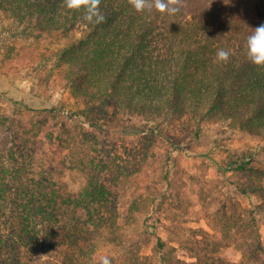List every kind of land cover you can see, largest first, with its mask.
<instances>
[{
	"label": "trees",
	"instance_id": "obj_1",
	"mask_svg": "<svg viewBox=\"0 0 264 264\" xmlns=\"http://www.w3.org/2000/svg\"><path fill=\"white\" fill-rule=\"evenodd\" d=\"M0 10L52 36L84 28L56 61L78 103L70 117L15 100L12 110L0 104V264H81L70 249L81 247L91 227L117 234L119 200L107 185L117 147L110 129L126 128L124 115L143 118L138 131L151 141L166 136L163 115L228 119L264 134V67L252 64L245 48L252 28L264 23V0H185L174 16L101 0L99 25L83 22L63 0H0ZM219 49L233 53L227 62L216 59ZM19 105L25 110L17 113ZM68 157L88 175L79 193L64 182ZM255 210L264 212V199L249 211L253 241L244 250L252 261L262 254L264 263ZM158 247L166 254L164 242ZM55 248L62 260H54ZM160 264L171 262L164 255Z\"/></svg>",
	"mask_w": 264,
	"mask_h": 264
},
{
	"label": "rangeland",
	"instance_id": "obj_2",
	"mask_svg": "<svg viewBox=\"0 0 264 264\" xmlns=\"http://www.w3.org/2000/svg\"><path fill=\"white\" fill-rule=\"evenodd\" d=\"M83 30L52 36L0 10V104L12 110L15 100L70 117L78 103L56 61ZM123 121L126 128L110 129L117 147L115 174L107 181L119 200L117 234L91 227L81 247L70 253H80L81 264H103L105 257L110 264H160L164 255L171 264H264L262 254L252 261L244 250L253 241L249 211L264 199V134L253 135L228 119L170 121L163 115L158 122L166 136L151 141L138 131L143 118L124 115ZM66 165L68 191H83L88 175L71 157ZM254 218L264 244V212L255 210ZM159 240L166 254L158 249ZM54 254L55 261L62 260L60 248Z\"/></svg>",
	"mask_w": 264,
	"mask_h": 264
},
{
	"label": "clouds",
	"instance_id": "obj_3",
	"mask_svg": "<svg viewBox=\"0 0 264 264\" xmlns=\"http://www.w3.org/2000/svg\"><path fill=\"white\" fill-rule=\"evenodd\" d=\"M63 2L67 9L81 12L83 22L99 25L105 21V16L100 11L101 0H63ZM127 2L137 13H151L155 10L172 16L180 13L185 6V0H127ZM245 48L248 60L258 67H264V23L252 28L246 39ZM232 54L231 50L219 49L216 59L227 62ZM103 264H110V261L105 257Z\"/></svg>",
	"mask_w": 264,
	"mask_h": 264
}]
</instances>
